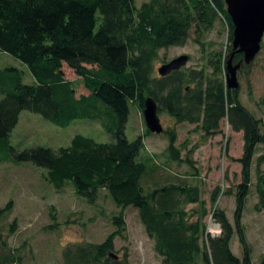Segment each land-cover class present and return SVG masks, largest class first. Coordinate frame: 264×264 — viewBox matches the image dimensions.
Here are the masks:
<instances>
[{"label": "trees", "instance_id": "1", "mask_svg": "<svg viewBox=\"0 0 264 264\" xmlns=\"http://www.w3.org/2000/svg\"><path fill=\"white\" fill-rule=\"evenodd\" d=\"M137 2L0 0V53L26 65L35 79L34 84H24L17 68L0 69V148L5 149V161L44 169L56 190L70 183L90 205L106 191L119 210L112 217V233L100 243L66 246L62 264H128L126 254L124 258L115 254V239L126 227L127 209L137 212L161 264H252L247 253L240 259L232 252L235 229L223 210L213 211L220 233L207 232L201 190L185 180L188 176L172 173L168 183L153 182V173L161 169L155 156L145 150V136L153 133L146 128L145 135L133 141L125 133L130 104L143 113L148 98L157 103L158 112H165L178 124L197 125L205 137L216 135L226 119L232 131L242 132L245 143L243 181L237 190L242 207L250 184L249 162L254 148L264 144V134L260 120L240 103L238 91L229 89L223 80L221 58L210 56L209 74L205 69L181 68L164 77L153 76L160 50L183 46L191 29L197 36L194 41L203 47L200 38L214 27L218 16L233 40L224 0ZM234 57L241 60L242 54ZM65 67L82 80L88 94L76 96L72 82L65 78ZM22 111L39 114L62 128L82 119L105 123L110 140L97 142L77 134L67 147L57 150L35 146L14 151L9 136ZM162 133L168 139L166 163L185 164L194 171L191 175H196L194 162L182 157L176 146V132L168 129ZM146 180L150 184L145 188ZM256 193L255 209L264 211V171L258 173ZM212 199L216 201L215 194ZM189 205L200 210L188 209ZM11 212V202L0 208V243L4 246L1 224ZM56 226L53 223L49 228ZM16 228L13 220L8 234ZM237 233L245 244L239 227ZM0 264L20 263L13 255H6Z\"/></svg>", "mask_w": 264, "mask_h": 264}, {"label": "rangeland", "instance_id": "2", "mask_svg": "<svg viewBox=\"0 0 264 264\" xmlns=\"http://www.w3.org/2000/svg\"><path fill=\"white\" fill-rule=\"evenodd\" d=\"M137 1L139 5L148 0ZM195 38L197 36L194 29H191L183 46L160 50L154 61L153 76L160 77L159 67L181 55L189 58L182 69H205L209 74L212 67L208 60L215 54L218 56L214 59L219 57L223 61V80L227 84V60L232 53L227 24L218 16L214 27L204 32L200 38L203 47L194 41ZM240 62L236 73L239 101L260 120V131L264 134V36L261 50L255 59L249 65H245L242 59H233L232 66ZM7 67L20 70L24 84L35 83L26 65L8 54L0 53V69ZM64 74L72 82L77 97L88 94L82 80L70 69L65 67ZM158 115L163 130L173 129L176 132V146L181 149V156L190 157L197 171L192 176L194 171L185 164H167L165 150L168 139L164 133L152 134L145 136V150L154 155L156 163L161 166L158 172L153 173V182L158 185L168 183L172 173L188 176L185 180L197 184L201 190V199L207 212L203 220L207 232L212 235L220 233L213 211L223 210L235 229L231 240L232 252L240 259L247 253L252 264H264V211L255 209L258 202L257 176L260 171H264V160H260L264 156V144L257 145L253 150L249 162L248 194L239 208L237 190L243 181L241 159L245 156L242 132L232 131L225 119L221 121L220 131L216 135L205 137L196 129L195 124H178L165 112H158ZM105 126V123L82 119L62 128L39 114L22 111L17 125L10 133L9 146L14 151L35 146L57 150L67 147L77 134L97 142H108L110 135ZM146 128L143 113L137 106L130 104L125 131L128 140L133 141L139 135H145ZM5 157V149L0 148V208L5 207L8 202L12 205L11 214H7L1 224L2 240L6 242V246L0 243V258L13 255L20 264H62L61 253L66 246L83 242L100 243L115 230L112 217L119 210L106 191H101L98 201L90 205L75 193L70 183L61 190H56L47 180L44 169L31 163L14 164L5 161ZM149 182L150 180L144 181L145 188L149 186ZM187 208L200 210L196 205H189ZM124 214L126 227L123 234L115 239V254L120 258H124L126 254L128 264H161L137 212L127 209ZM13 220L17 222L16 231L8 234V225ZM53 223H57V226L51 230L49 226ZM238 227L243 233L245 244L237 233Z\"/></svg>", "mask_w": 264, "mask_h": 264}, {"label": "water", "instance_id": "3", "mask_svg": "<svg viewBox=\"0 0 264 264\" xmlns=\"http://www.w3.org/2000/svg\"><path fill=\"white\" fill-rule=\"evenodd\" d=\"M224 3L233 26L232 53L227 60V87L235 90L238 87L236 73L241 62L232 66L234 55L242 54L243 63L249 65L261 50L264 36V0H224ZM188 60L187 55L178 56L161 65L158 73L162 77L167 76L185 66ZM143 117L151 133L161 134L164 131L157 103L152 98L145 101Z\"/></svg>", "mask_w": 264, "mask_h": 264}]
</instances>
